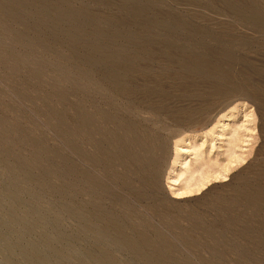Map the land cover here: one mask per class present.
Instances as JSON below:
<instances>
[{
    "label": "rangeland",
    "instance_id": "374dc122",
    "mask_svg": "<svg viewBox=\"0 0 264 264\" xmlns=\"http://www.w3.org/2000/svg\"><path fill=\"white\" fill-rule=\"evenodd\" d=\"M0 264H264V0H0Z\"/></svg>",
    "mask_w": 264,
    "mask_h": 264
},
{
    "label": "bare ground",
    "instance_id": "6f19581e",
    "mask_svg": "<svg viewBox=\"0 0 264 264\" xmlns=\"http://www.w3.org/2000/svg\"><path fill=\"white\" fill-rule=\"evenodd\" d=\"M235 130V129H234ZM239 133V132H238ZM237 135H239V134H237L236 133V136ZM231 138H233V137H235V136H230ZM231 138H229L230 140H231ZM235 138H237V137H235ZM234 140V139H233ZM232 140V141H233ZM239 140H240V138H239ZM231 144V143H230ZM233 144H234V142H233ZM235 146H237V144L235 145ZM198 150V149H197ZM232 150H234V149H232ZM232 150H230V151H232ZM234 152L232 151V154H233ZM232 154H230V155H232ZM195 155H197L196 153H195ZM235 155H236V153H234V158H235ZM233 159V158H232ZM232 162V161H231ZM182 164V163H181ZM180 164V165H181ZM185 164H186V162H185ZM184 164V165H185ZM188 167H190V165L188 166ZM200 169V168H199ZM199 169H198V171L195 169V171H197L198 173H199ZM186 170V169H185ZM183 171V172H186V171ZM190 170H192V173H191V171H190V175L188 176V177H186L187 179H186V181L184 182L185 183V189H187L188 191H190V192H192V191H197V190H199L202 186H204L205 184H206V182H208V180H209V176L207 175V174H204V173H202V172H200L199 173V175H198V177H196L194 174H195V172H193L194 171V169H190ZM174 171V170H173ZM218 171V170H217ZM217 171H215L214 173H216ZM181 172V171H180ZM204 172V171H203ZM206 172V171H205ZM210 172V171H209ZM181 174H183V173H181ZM181 174H180V176H181ZM189 174V173H188ZM220 174H222V172L220 173ZM211 175H213V174H211ZM218 176H220L219 174L217 175V176H215V178H218ZM171 177V176H170ZM223 177V176H222ZM177 178V177H176ZM213 178V177H212ZM172 179V178H171ZM173 181H175V182H177L178 181V179H173Z\"/></svg>",
    "mask_w": 264,
    "mask_h": 264
}]
</instances>
